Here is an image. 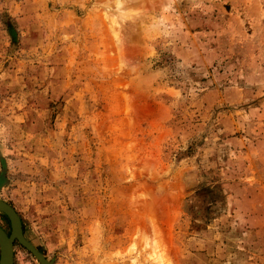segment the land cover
I'll return each mask as SVG.
<instances>
[{
	"label": "rangeland",
	"instance_id": "rangeland-1",
	"mask_svg": "<svg viewBox=\"0 0 264 264\" xmlns=\"http://www.w3.org/2000/svg\"><path fill=\"white\" fill-rule=\"evenodd\" d=\"M0 199L51 264H264V0H0Z\"/></svg>",
	"mask_w": 264,
	"mask_h": 264
},
{
	"label": "water",
	"instance_id": "water-1",
	"mask_svg": "<svg viewBox=\"0 0 264 264\" xmlns=\"http://www.w3.org/2000/svg\"><path fill=\"white\" fill-rule=\"evenodd\" d=\"M0 211L7 215L11 224V232L9 234L0 227V264H14L16 242L37 257L41 264H51L44 254L25 237L23 225L16 210L0 199Z\"/></svg>",
	"mask_w": 264,
	"mask_h": 264
}]
</instances>
